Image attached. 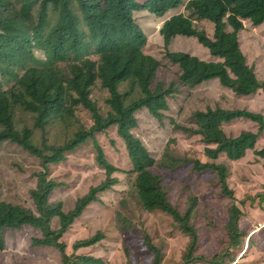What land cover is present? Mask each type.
Segmentation results:
<instances>
[{
  "label": "trees",
  "instance_id": "obj_1",
  "mask_svg": "<svg viewBox=\"0 0 264 264\" xmlns=\"http://www.w3.org/2000/svg\"><path fill=\"white\" fill-rule=\"evenodd\" d=\"M182 8L183 12L169 17L160 29L164 46L168 48L177 37L195 38L214 60L167 50L166 58L181 71L179 84L191 90L218 80L237 96L264 94V81L249 65L239 40L244 21L264 24V0H190L187 4L184 0H0V146L17 145L36 158L41 168L35 173V188L29 192L32 209L0 201V252L6 232L30 227L40 233L31 239V246L55 249L59 264H109L101 257L78 253L102 242L103 232L77 241L72 254L66 252L62 239L92 204L101 202L103 193L119 183L115 175L121 170L107 160L96 137L112 127L124 141L133 167L134 200L143 211L169 215L176 228L190 238L186 263L224 264V260L219 256L212 260L194 257L197 199L190 197L187 209L181 211L172 202L164 173L188 167L217 178L222 195L231 200L226 226L230 244L239 247L245 241L247 235L240 227L242 211L229 185L230 168L219 160L225 156L240 161L254 151L264 161V148H256L264 132L263 114L215 103L195 110L190 127L172 120L176 131L200 137L209 161L174 157L167 149L159 163L160 172L157 161L133 132L138 127V111L146 109L162 121L170 109L168 99L175 93L174 84L167 88L156 82L161 63L145 52L148 37L134 14L146 12L163 18ZM204 22L213 24V35L202 26ZM97 83L108 95L105 115L91 99ZM80 110L90 114L91 125L81 123ZM240 119L257 124L259 131L228 136L225 126ZM56 125L65 136L62 143H50L45 136L46 128ZM83 146L90 147L105 178L65 211L61 202L51 200L62 183L53 179L50 171ZM117 218L122 224L128 220L122 212ZM144 245L154 256L153 264H160L163 253L146 233Z\"/></svg>",
  "mask_w": 264,
  "mask_h": 264
},
{
  "label": "rangeland",
  "instance_id": "obj_2",
  "mask_svg": "<svg viewBox=\"0 0 264 264\" xmlns=\"http://www.w3.org/2000/svg\"><path fill=\"white\" fill-rule=\"evenodd\" d=\"M184 1L187 4L190 0ZM180 12H183V8L163 18L146 12L134 14L136 23L148 37L145 52L161 63L156 82L164 83L167 88L171 84L175 86L174 95L168 99L170 109L162 121L154 118L146 109L136 113L138 127L133 132L157 161L156 169L159 172V163L167 149L174 157L209 161L204 154L206 146L200 137H188L176 131L172 120L178 125L190 127L195 110L214 106L215 103L226 108H246L264 115L262 92L251 97H239L232 90L221 86L218 80L203 83L191 90L179 84L181 71L166 58L167 50L188 53L207 62L214 60L195 38L177 37L168 48L164 46L160 29L169 17ZM243 23L244 30L240 33L243 50L249 65L258 70V75L264 81V24L254 26L248 20ZM202 26L213 35V24L204 22ZM107 97L106 91L97 83L91 99L103 115L108 111L105 105ZM78 116L82 124H92L87 111L80 110ZM225 131L228 136L237 137L243 131L257 133L259 128L255 123L240 119L226 125ZM45 136L50 143H62L65 139L61 127L57 125L47 127ZM96 137L107 160L121 170L115 175L119 183L103 193L101 202L92 204L64 234L62 240L66 244V252L72 254L77 241L91 238L101 231L105 236L102 242L81 249L78 253L101 257L109 264H153L154 256L144 245L146 233L163 253L160 264H210L200 261L186 263L184 256L190 238L176 228L169 215L143 211L136 203L132 196L134 175L130 173L133 167L117 128L112 127ZM256 148H264V132L260 134ZM220 159V163H228L231 172L229 185L235 192V204L242 211L240 227L247 237L239 247L230 244L226 226L231 200L222 195L217 178L209 175L205 177L188 167L164 173V184L169 189L172 202L181 211L187 209L190 197L197 199L193 223L198 232V244L194 257L212 260L219 256L224 264H264V161L259 160L254 151H249L245 158L236 162L229 161L225 156ZM39 170L41 168L36 158L17 145L3 143L0 146V201L32 209L29 192L35 188V173ZM50 176L62 183L51 200L53 203L61 202L65 211L73 207L78 197L105 178L104 171L94 161L88 146L69 154L65 162L51 169ZM118 212L126 215V224L118 221ZM52 226L56 227V223ZM33 237H40V233L30 227L6 232L0 264H59V253L55 249L31 246Z\"/></svg>",
  "mask_w": 264,
  "mask_h": 264
},
{
  "label": "crops",
  "instance_id": "obj_3",
  "mask_svg": "<svg viewBox=\"0 0 264 264\" xmlns=\"http://www.w3.org/2000/svg\"><path fill=\"white\" fill-rule=\"evenodd\" d=\"M241 33V32H240ZM240 33H239V40H240V47H241V49H242V51H243V53L245 54V52H244V50H243V47H242V44H241V37H240ZM245 56L247 57V55L245 54ZM247 60H248V58H247ZM251 66V65H250ZM255 70H256V68H255ZM258 70H256V72H257ZM257 76H258V78L261 80V78H260V76L258 75V72H257ZM213 81V80H212ZM262 81V80H261ZM259 92H261V91H259ZM259 92L258 93H256V94H259ZM255 95V94H254ZM254 95H251V96H254ZM251 96H246V97H251ZM239 97H244V96H239ZM240 109H246V108H240ZM248 110H250V109H248ZM253 111V110H252Z\"/></svg>",
  "mask_w": 264,
  "mask_h": 264
}]
</instances>
